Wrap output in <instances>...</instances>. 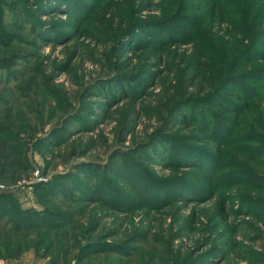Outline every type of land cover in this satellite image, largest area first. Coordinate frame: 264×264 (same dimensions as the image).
Returning <instances> with one entry per match:
<instances>
[{
  "label": "rangeland",
  "instance_id": "1",
  "mask_svg": "<svg viewBox=\"0 0 264 264\" xmlns=\"http://www.w3.org/2000/svg\"><path fill=\"white\" fill-rule=\"evenodd\" d=\"M3 1L0 34L8 38L0 62L9 67L0 70V192L24 208L45 204L71 222L20 232L0 227V259L264 264V191L253 190L249 171L229 167L234 155L253 168L258 162L231 146L216 154L200 129L176 118L190 116L188 98L209 90L199 91L204 82L183 88L199 62L230 67L221 83L243 96L230 82L241 63L225 48L244 34L252 52L263 51L251 24L256 30L260 15L264 26V0ZM39 4L46 14H38ZM70 8L77 15L66 14ZM164 39L177 41L154 54ZM149 72L154 85L140 95L136 85ZM254 107L235 136L255 122L264 129ZM256 137L251 145L264 143L263 133ZM96 246L105 250L80 257Z\"/></svg>",
  "mask_w": 264,
  "mask_h": 264
},
{
  "label": "trees",
  "instance_id": "2",
  "mask_svg": "<svg viewBox=\"0 0 264 264\" xmlns=\"http://www.w3.org/2000/svg\"><path fill=\"white\" fill-rule=\"evenodd\" d=\"M256 1L257 0H254L253 4L257 3ZM1 3L2 5L6 4L3 0H0V7H2ZM15 6H17V3L14 4V7ZM71 9L72 8H70V10L65 13L69 14L70 16L72 13L77 15L76 11L71 13ZM37 11L39 15H43L46 14L47 9H44L43 6L39 4L37 6ZM17 12L19 13L18 10ZM261 19L262 17L259 15L258 28L255 30V26L252 23L251 29H253L252 31L254 32V37H256L257 33L260 38L264 39V26L262 25ZM254 20H257V18ZM244 24L249 28L250 22L247 19L244 20ZM3 36L4 35L0 34V45H7L6 41L8 36ZM241 36L243 39H245L244 34H241ZM243 39L236 40V42H238L237 44H235L231 40V42H228V45L225 48V51L227 53H232V56L236 60L235 62L241 63L233 69V74L231 75L232 79L230 82L234 83L236 87H240L243 92V96L240 94L239 91L237 93H234L232 91H229L228 89L225 90V84L221 83L227 77L230 67L227 71V67L226 65H224V63H219L217 60L214 59H211L210 62H199L198 65L193 67L194 72L192 74L184 76L183 88L187 92V89H189V87L194 86L196 82H199V84L200 82H204L206 83L207 87L203 88V86H198L199 91H202L204 89L207 90L208 88L209 90L205 95H198L197 97L191 96L190 98H188L187 109L191 113L190 116H187L186 113H183L181 111L179 113H176V118L180 120L183 124H185L184 126L194 124L197 129H200V133L204 136V140L206 139L207 141L212 142V146L214 147L212 150L215 149L216 154L222 155L224 148L231 146L235 151L232 152L236 153V155L248 154V157L246 158L247 162H258L254 165V169L248 164L246 165L244 162H242V160H240L237 156L234 155V157L230 159V161L233 160L234 163L231 162V166L229 167H232L234 170L237 171H249L253 183L249 184L252 186L253 190L257 192H263L264 177H257L255 174L259 176H264L258 172L260 171L259 168L261 170H264V152H261L263 148H260L264 147V143H261L257 146L251 145V143L256 142V135L258 133L261 132L264 134V129L261 130V123H252L253 126H251V128H253L254 130L240 132L237 133L236 136L234 135V133L238 132L236 128L242 123L241 116L248 109L251 110L253 106H255L254 113L256 112V114L259 116V119L264 124V49L261 52H252V50L249 48V45L247 46L246 43H244ZM254 39H250V44L254 41ZM176 41V39L160 40V44L158 46H154V54L162 53L163 47L168 46L170 44L173 45ZM6 67H9L7 63L0 62V70L3 69L4 72V70H7ZM239 75H241L242 78L246 79L249 83H240L241 76ZM0 76L3 77V73ZM144 80L138 81V84L136 85V88L140 89V95L145 94L146 89L149 87L147 85L148 82L150 83L149 85H154L153 74L150 75V72L146 80ZM219 85H221L222 88L219 87ZM216 86L222 89H220L221 92L218 91L219 88H215ZM5 129L6 127L3 126L2 122L0 121V133H3ZM208 131H210L211 134H209ZM243 142L249 143L250 146H248L247 144H243ZM247 150H249L250 152ZM220 158L221 157L219 156V159ZM204 162H207L206 158ZM218 167L221 171H224V168H222L221 166ZM215 170L216 172H218V168H216ZM216 172L214 171L213 173ZM255 177H257L258 179H255ZM236 184L240 183L238 182ZM236 184L230 182L227 183L226 186L231 187L232 185ZM37 190L39 191V189ZM42 193L43 194H40L39 196L48 197V199H54L53 197L58 195L57 192ZM0 210H2V217H0V227L10 230L12 232H20L21 230H32L38 227L58 229L63 227L62 225L65 226L69 222H71H65L66 220L64 217L66 215L56 211L55 209L49 206H46L45 204H43L42 209L39 210H36L34 208H24L19 205L16 198H14L13 195L10 194V192H0ZM1 218L3 219L2 221ZM103 250L105 249H103L102 247L98 248L96 246L91 248V250H89L87 253L80 255V257H87L91 253Z\"/></svg>",
  "mask_w": 264,
  "mask_h": 264
},
{
  "label": "built area",
  "instance_id": "3",
  "mask_svg": "<svg viewBox=\"0 0 264 264\" xmlns=\"http://www.w3.org/2000/svg\"><path fill=\"white\" fill-rule=\"evenodd\" d=\"M39 178H41V177H39ZM42 179H43V178H42ZM0 264H5V261L2 260V259H0Z\"/></svg>",
  "mask_w": 264,
  "mask_h": 264
}]
</instances>
